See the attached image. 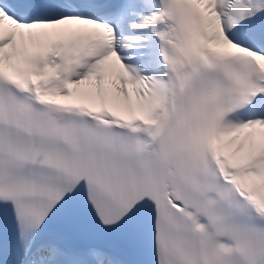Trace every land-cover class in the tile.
Instances as JSON below:
<instances>
[{
  "label": "snow or ice",
  "instance_id": "1",
  "mask_svg": "<svg viewBox=\"0 0 264 264\" xmlns=\"http://www.w3.org/2000/svg\"><path fill=\"white\" fill-rule=\"evenodd\" d=\"M0 264H264V0H0Z\"/></svg>",
  "mask_w": 264,
  "mask_h": 264
}]
</instances>
